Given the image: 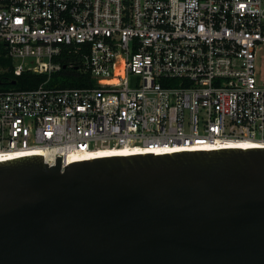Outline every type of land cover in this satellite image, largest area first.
Masks as SVG:
<instances>
[{"label":"built area","instance_id":"built-area-1","mask_svg":"<svg viewBox=\"0 0 264 264\" xmlns=\"http://www.w3.org/2000/svg\"><path fill=\"white\" fill-rule=\"evenodd\" d=\"M261 45L264 0H0L16 76L50 79L68 50L94 81L0 92V160L264 146Z\"/></svg>","mask_w":264,"mask_h":264},{"label":"water","instance_id":"water-1","mask_svg":"<svg viewBox=\"0 0 264 264\" xmlns=\"http://www.w3.org/2000/svg\"><path fill=\"white\" fill-rule=\"evenodd\" d=\"M61 160L0 162V264H264V149Z\"/></svg>","mask_w":264,"mask_h":264},{"label":"trees","instance_id":"trees-1","mask_svg":"<svg viewBox=\"0 0 264 264\" xmlns=\"http://www.w3.org/2000/svg\"><path fill=\"white\" fill-rule=\"evenodd\" d=\"M79 58L76 54L70 53L68 50L57 59L61 64V70L54 73L49 79L46 75L34 73H23L21 76H16L13 72V62L5 57V51L0 48V67L6 69L5 72H0V92L9 90H33L40 85L45 84L48 87H83L93 85L94 81L88 74H83L78 69V65H73L78 62ZM15 84L13 85V83Z\"/></svg>","mask_w":264,"mask_h":264},{"label":"bare ground","instance_id":"bare-ground-1","mask_svg":"<svg viewBox=\"0 0 264 264\" xmlns=\"http://www.w3.org/2000/svg\"><path fill=\"white\" fill-rule=\"evenodd\" d=\"M239 147H242V150H251V149H261L264 146H261V144L256 142H245L241 143ZM246 148V149H243ZM36 155H43L40 153H37ZM12 156H20V155H10ZM129 155L125 154V152H108V151H100L96 155H89V154H82L79 156H69L66 160V164H72L76 163L82 160H96V159H102V158H112V157H127ZM12 159V158H11ZM6 160H0V162H5Z\"/></svg>","mask_w":264,"mask_h":264},{"label":"rangeland","instance_id":"rangeland-1","mask_svg":"<svg viewBox=\"0 0 264 264\" xmlns=\"http://www.w3.org/2000/svg\"><path fill=\"white\" fill-rule=\"evenodd\" d=\"M255 68L258 81L263 84L264 83V45H261L257 49ZM6 69H2L0 67V72H5Z\"/></svg>","mask_w":264,"mask_h":264}]
</instances>
